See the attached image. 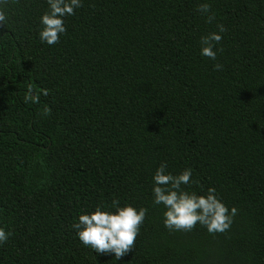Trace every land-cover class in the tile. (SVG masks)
Returning <instances> with one entry per match:
<instances>
[{
    "label": "trees",
    "instance_id": "1",
    "mask_svg": "<svg viewBox=\"0 0 264 264\" xmlns=\"http://www.w3.org/2000/svg\"><path fill=\"white\" fill-rule=\"evenodd\" d=\"M202 2L83 0L52 46L38 37L47 0L0 5V226L13 233L0 264H264V0H207L211 23ZM217 24L213 61L200 38ZM28 85L39 103L23 102ZM161 163L192 170L185 191L214 187L231 227L166 229ZM114 197L148 210L118 261L72 228Z\"/></svg>",
    "mask_w": 264,
    "mask_h": 264
},
{
    "label": "clouds",
    "instance_id": "2",
    "mask_svg": "<svg viewBox=\"0 0 264 264\" xmlns=\"http://www.w3.org/2000/svg\"><path fill=\"white\" fill-rule=\"evenodd\" d=\"M6 0H0L3 5ZM48 10L40 16L39 40L42 44L52 46L67 31L65 17L72 16L82 7L83 0H47ZM197 11L211 23L210 4L205 0L198 5ZM6 20V11L0 8V23ZM226 31L223 24H217V30L200 38V55L213 61L216 60L222 34ZM214 69L220 70L223 65L215 63ZM28 85L23 96L25 104L39 103V95ZM47 95L45 89L42 93ZM50 109L45 107L41 115L47 116ZM192 170L185 168L176 175L167 171L166 163H161L152 177V203L163 205V226L170 231H190L197 223L207 229L210 234L227 231L237 214V209L229 207L218 197L216 189L209 187L204 193L188 192L182 185L194 183ZM147 209L135 207L130 203L121 205L114 197L109 205H97L91 212H81L72 224L75 236L85 247L95 253L114 254L118 261L134 246L143 225ZM13 235L10 230L0 226V246H3Z\"/></svg>",
    "mask_w": 264,
    "mask_h": 264
}]
</instances>
